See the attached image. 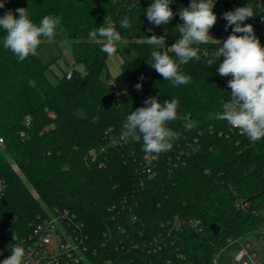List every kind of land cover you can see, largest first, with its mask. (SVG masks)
I'll list each match as a JSON object with an SVG mask.
<instances>
[{
    "label": "trees",
    "instance_id": "trees-1",
    "mask_svg": "<svg viewBox=\"0 0 264 264\" xmlns=\"http://www.w3.org/2000/svg\"><path fill=\"white\" fill-rule=\"evenodd\" d=\"M153 2L17 0L0 8V17L11 10L17 18L15 10L26 8L36 24L45 16L60 17L55 40L71 39L72 65L86 69L85 73L72 69L70 79L65 72L53 84L46 75L49 65L39 58L45 42L37 56L19 61L3 47L5 33L0 29V138L4 141L0 178L6 185L0 199L2 242H16L13 233L19 240L38 217L68 213L74 226H83L98 260L136 261L141 252L132 243L166 232L162 225L178 216L199 220L203 228L201 234L186 229L175 235L185 260L178 261L175 251L153 256L145 252V258L211 264L228 240L260 234L264 226V138L252 143L217 118L222 103L231 98V89L224 86L217 71L219 61L211 67L206 63L218 44L199 45L201 59L181 65L191 78L186 85L173 86L149 66L151 52L157 49L147 43L148 37L167 31L170 47L179 38L176 26L183 23L179 11L191 0H174L170 5L173 19L160 26L147 19V8ZM248 4L255 15L243 24L255 20L256 27L264 29V21L260 22L264 0H218L213 8L217 15L214 27L227 25L225 12ZM106 17L122 36L117 45L122 57L118 87L113 85L101 43L88 38L91 30L104 25ZM124 17L130 20L128 29L120 26ZM257 38L264 47V35ZM137 83L142 85L140 90L134 87ZM112 88L118 94L106 110L101 101ZM148 97H157L161 103L179 102L177 119L167 125L179 138L171 150L155 154L154 175L144 171L143 142L121 136L127 116L145 107ZM116 139L119 142L113 144ZM211 225L220 228L217 236ZM123 239L127 242L121 244Z\"/></svg>",
    "mask_w": 264,
    "mask_h": 264
},
{
    "label": "clouds",
    "instance_id": "clouds-1",
    "mask_svg": "<svg viewBox=\"0 0 264 264\" xmlns=\"http://www.w3.org/2000/svg\"><path fill=\"white\" fill-rule=\"evenodd\" d=\"M171 3L172 0H154L147 8L148 21L154 26L169 24L175 15ZM214 5L215 0H191L188 7L182 8L179 17L183 23L178 24L175 30L179 38L170 47L166 45L167 31L160 36L153 34L148 37L147 43L157 50L151 52L150 62L147 63L173 86L186 85L191 78L182 72L181 65L201 59L199 45L216 42L219 47L206 63L211 67L219 61L218 74L231 77L228 81L231 98L222 103V112L216 114L217 118L226 120L241 135L255 143L264 138V47L255 35L253 26L243 24L255 15V10L248 4L225 12L223 18L227 21L226 30L232 27V34L221 42L209 35L217 23ZM3 7L4 0H0V8ZM15 11L19 14L18 18L11 10L0 17V29L5 33L2 43L19 61H24L30 55H38L41 43L55 42L61 18L45 16L36 24L30 19L26 8H17ZM120 26L124 29L131 27L129 18L124 17ZM88 38L101 43V51L107 54L109 60L117 55V45L122 41L121 33L108 17L103 26L88 33ZM204 55H208L207 51ZM134 87L140 90L142 85L137 83ZM144 104L145 107L137 108L127 116L122 125V138L142 141V150L149 155L171 150L172 142L179 138V134L167 125L177 119L178 100L161 103L157 97H148ZM95 119L98 117L93 122ZM12 239L17 241L18 236L13 233ZM9 249L11 255L0 264H25L26 250L21 244H10Z\"/></svg>",
    "mask_w": 264,
    "mask_h": 264
},
{
    "label": "built area",
    "instance_id": "built-area-1",
    "mask_svg": "<svg viewBox=\"0 0 264 264\" xmlns=\"http://www.w3.org/2000/svg\"><path fill=\"white\" fill-rule=\"evenodd\" d=\"M17 0H4V5ZM174 0H172L173 2ZM218 0H215V5ZM214 5V6H215ZM262 19L260 22H263ZM251 25L254 28L256 36L264 35V29H258L257 21H253ZM223 25L221 27H213L210 30L209 35L221 42L232 34V27ZM243 26V25H242ZM234 27V26H233ZM240 35V34H237ZM216 43V42H212ZM217 44V43H216ZM73 64V62L71 63ZM72 76V70L66 72V78L70 79ZM231 77H223V84L228 87V81ZM119 142L118 139L113 141V144ZM4 141L0 138V148L3 147ZM157 162V156L155 154H146L144 157V171L148 175H154V167ZM6 191V185L3 179L0 178V199L4 196ZM237 206L241 209L244 208L242 201H238ZM74 221L68 215V213L59 215H52L50 217H38L36 222L29 225V230L16 242H2L3 231L0 229V262L11 255L9 249L10 244H21L26 250L25 264H172L171 260L164 258L161 262L154 261L153 259H146L143 255L145 252L151 254H161L165 251H175L178 261H184L185 257L180 254V247L174 238L175 235L181 234L184 230H192L195 233L201 234L203 232L202 224L199 220L192 218L174 217L168 221L167 224H163L166 232L158 233L157 235L145 238L141 242H133V247L138 252H141V256H138L136 261L115 260L111 258L98 260L96 253L92 252L90 245L87 243V237L83 232V226L78 224L74 226L71 222ZM124 235L125 229L120 228ZM264 232V226L260 229V233ZM127 236V235H126ZM128 239V238H127ZM126 239V240H127ZM121 240L123 244L127 242ZM242 239L228 240V244L225 248L221 249L213 258L211 264H222V254L233 245L237 244L239 247L236 250L235 261L243 264H260L249 250L240 245Z\"/></svg>",
    "mask_w": 264,
    "mask_h": 264
},
{
    "label": "rangeland",
    "instance_id": "rangeland-1",
    "mask_svg": "<svg viewBox=\"0 0 264 264\" xmlns=\"http://www.w3.org/2000/svg\"><path fill=\"white\" fill-rule=\"evenodd\" d=\"M39 58L44 64H48L49 68L46 71V75L51 83L56 84L58 80L64 75L65 72L72 69L85 73L86 69L82 65H72V52H71V39L62 38L55 40L54 43L45 42L43 48L39 52ZM122 57L117 54L111 60L108 59V69L113 77V85L119 86L118 76L121 71ZM2 148V147H1ZM14 169L18 171V168L14 166ZM34 197L38 198V195L34 190ZM43 210H46V206H43ZM242 246L247 247L249 252L260 263L264 264V232L260 234H249L242 238ZM236 249H227L221 256L222 264H238L235 261ZM243 264V263H239Z\"/></svg>",
    "mask_w": 264,
    "mask_h": 264
},
{
    "label": "water",
    "instance_id": "water-1",
    "mask_svg": "<svg viewBox=\"0 0 264 264\" xmlns=\"http://www.w3.org/2000/svg\"><path fill=\"white\" fill-rule=\"evenodd\" d=\"M117 92L114 90V88L111 89L110 94L106 95L105 97L102 98V105L103 107L108 110L112 107L113 102L117 96ZM210 230L213 232L215 236H217L220 232V228L217 225H211Z\"/></svg>",
    "mask_w": 264,
    "mask_h": 264
},
{
    "label": "crops",
    "instance_id": "crops-1",
    "mask_svg": "<svg viewBox=\"0 0 264 264\" xmlns=\"http://www.w3.org/2000/svg\"><path fill=\"white\" fill-rule=\"evenodd\" d=\"M240 245L242 246V240H241V242H240ZM247 248V247H246ZM248 249V248H247ZM249 250V249H248ZM253 256H254V254H253Z\"/></svg>",
    "mask_w": 264,
    "mask_h": 264
}]
</instances>
